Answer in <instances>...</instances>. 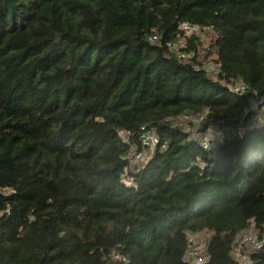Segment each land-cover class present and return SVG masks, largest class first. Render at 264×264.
I'll return each mask as SVG.
<instances>
[{
	"label": "trees",
	"instance_id": "16d2710c",
	"mask_svg": "<svg viewBox=\"0 0 264 264\" xmlns=\"http://www.w3.org/2000/svg\"><path fill=\"white\" fill-rule=\"evenodd\" d=\"M181 22L215 30L192 64L166 47ZM209 57L215 76L194 68ZM184 115L204 116L195 133ZM143 131L165 146L132 164ZM250 227L264 232V0H0V264H193L203 231L202 264H264V247L234 251Z\"/></svg>",
	"mask_w": 264,
	"mask_h": 264
},
{
	"label": "built area",
	"instance_id": "2783aa9c",
	"mask_svg": "<svg viewBox=\"0 0 264 264\" xmlns=\"http://www.w3.org/2000/svg\"><path fill=\"white\" fill-rule=\"evenodd\" d=\"M179 35L175 41L166 42V47L170 53L175 55L180 61L192 62L198 60V53H205L209 50V45H203L206 42L207 36L215 35V30L210 26H200L196 24H190L188 22H181L178 26ZM194 39L199 46L197 49L189 47L188 41ZM150 41L154 42L157 40V36H151ZM196 70L202 69L204 72L211 76L219 74L220 69L218 66L210 63H205L203 65H194ZM246 89L242 82H238L232 86V90L235 92H244ZM204 116H187L181 117L182 121L191 122L193 125L186 124L185 131L195 133L196 127L202 122ZM217 135V132L211 129H207L205 135ZM140 141L143 150L136 153L132 158V164H145L152 152L160 145L164 148V144H160L159 138L151 133V131H143L140 134ZM202 148L210 153L214 152V145L209 139L204 138L201 142ZM127 181L128 178H126ZM191 236V235H190ZM187 241V247L184 254V260L189 261L193 264H202L206 257L204 254L199 252V247L193 243L190 239ZM243 247H248L249 250H259L264 247V232H259L257 234L248 231L241 232L237 235L234 241V251L239 255V259L242 263H249L250 257L246 251L240 252Z\"/></svg>",
	"mask_w": 264,
	"mask_h": 264
},
{
	"label": "rangeland",
	"instance_id": "374dc122",
	"mask_svg": "<svg viewBox=\"0 0 264 264\" xmlns=\"http://www.w3.org/2000/svg\"><path fill=\"white\" fill-rule=\"evenodd\" d=\"M212 40V36L208 35L207 36V39H206V42L203 43V45H209L210 42ZM207 52L205 53H198V59L199 57H203L204 55H206ZM213 57H209V61L207 62H204L205 63H210V64H214L213 63ZM211 60V61H210ZM176 122L178 124H182L183 121L181 120V118H178L176 119ZM249 233L253 232L255 234L259 233L258 230H255L253 227H250L248 230H247ZM210 233L206 232V231H203L199 234H193L190 236V239L193 241V243L195 245H197L199 247V252H201L203 254L204 252V246H205V242L207 240V238L209 237ZM242 250L248 252L249 251V248L248 247H243ZM238 256V254H236Z\"/></svg>",
	"mask_w": 264,
	"mask_h": 264
}]
</instances>
